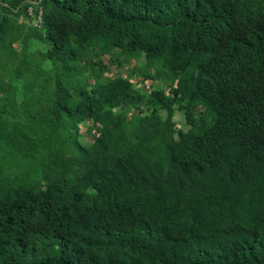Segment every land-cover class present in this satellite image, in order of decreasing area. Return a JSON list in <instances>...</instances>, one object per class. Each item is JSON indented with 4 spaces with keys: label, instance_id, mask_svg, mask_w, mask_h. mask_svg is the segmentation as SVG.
Instances as JSON below:
<instances>
[{
    "label": "trees",
    "instance_id": "16d2710c",
    "mask_svg": "<svg viewBox=\"0 0 264 264\" xmlns=\"http://www.w3.org/2000/svg\"><path fill=\"white\" fill-rule=\"evenodd\" d=\"M0 111V264H264V0H0Z\"/></svg>",
    "mask_w": 264,
    "mask_h": 264
},
{
    "label": "rangeland",
    "instance_id": "374dc122",
    "mask_svg": "<svg viewBox=\"0 0 264 264\" xmlns=\"http://www.w3.org/2000/svg\"><path fill=\"white\" fill-rule=\"evenodd\" d=\"M13 36H14V39L16 40L19 36V32L17 31H14L13 33ZM16 48H20L19 44L16 42V45H15ZM142 62H140L141 64ZM135 64H137V62H135L134 60L131 62V64L129 66H126L124 68H117L119 71H121V73H123V76L126 78L127 75H128V72L129 70L131 69V67L135 66ZM139 64V63H138ZM154 71V70H153ZM142 78H135L133 80H129L126 82L127 86H129L130 84H134L136 87H142L144 90H146L147 92H149L152 88V85L154 84H158L159 82L156 81V82H153V81H150L148 82L146 85H142L141 82H142ZM177 83H175L176 85ZM164 89H166V92L169 91V87H166L164 86ZM65 93V90L63 88L60 89V93ZM56 95H51L50 98L48 99V103L46 104L45 108L48 110L50 109V111H53L54 110V107H53V104L55 102V99H56ZM125 107L134 111L135 108L137 107V104L134 103L130 97H126L125 98ZM2 111H0V115H1ZM130 119V116L127 115V114H121L119 115L115 122L108 128L106 129L105 133L104 134H108V135H116V134H119L123 131L122 129V125L125 121L129 120ZM182 119L181 117H179L178 119V125L177 127L178 128H181L182 127ZM58 126V121L57 119L55 118L54 119V128H56ZM82 130L83 132H86V127L83 126L82 127ZM88 140H91L90 138H88ZM79 161V156L77 155H72V156H66L64 158V167H65V170L66 172H70L74 169L75 165L77 164V162ZM255 168L256 171H258V173L261 175V176H264L263 174V171L262 169L257 166V165H254L253 166Z\"/></svg>",
    "mask_w": 264,
    "mask_h": 264
},
{
    "label": "built area",
    "instance_id": "2783aa9c",
    "mask_svg": "<svg viewBox=\"0 0 264 264\" xmlns=\"http://www.w3.org/2000/svg\"><path fill=\"white\" fill-rule=\"evenodd\" d=\"M38 21L41 22V16L38 18Z\"/></svg>",
    "mask_w": 264,
    "mask_h": 264
}]
</instances>
